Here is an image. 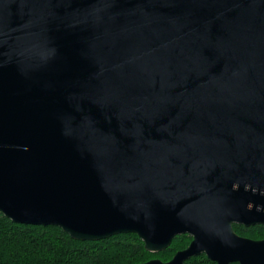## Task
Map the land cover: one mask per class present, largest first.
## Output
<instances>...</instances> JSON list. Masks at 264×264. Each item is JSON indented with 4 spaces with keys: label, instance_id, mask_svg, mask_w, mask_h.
I'll return each mask as SVG.
<instances>
[{
    "label": "water",
    "instance_id": "obj_1",
    "mask_svg": "<svg viewBox=\"0 0 264 264\" xmlns=\"http://www.w3.org/2000/svg\"><path fill=\"white\" fill-rule=\"evenodd\" d=\"M0 213L264 264V0H0Z\"/></svg>",
    "mask_w": 264,
    "mask_h": 264
},
{
    "label": "trees",
    "instance_id": "obj_2",
    "mask_svg": "<svg viewBox=\"0 0 264 264\" xmlns=\"http://www.w3.org/2000/svg\"><path fill=\"white\" fill-rule=\"evenodd\" d=\"M241 232L264 238V226ZM183 239L189 237H176L169 249L154 254L144 249L135 234L82 242L72 240L57 227L20 225L0 213V264H142L153 258H170L181 249Z\"/></svg>",
    "mask_w": 264,
    "mask_h": 264
},
{
    "label": "flooded vegetation",
    "instance_id": "obj_3",
    "mask_svg": "<svg viewBox=\"0 0 264 264\" xmlns=\"http://www.w3.org/2000/svg\"><path fill=\"white\" fill-rule=\"evenodd\" d=\"M260 226H264V225H261V224L246 225L244 223H236V222L231 224V228H232L233 232L238 237L249 239V240H263L264 238H253L250 235H245V232H241V230H243V229L244 230H251V229H255L256 227H260ZM179 236H187V237H189V240L183 239V243L180 244L181 249L176 250L170 258H168L166 260H161V259H158V260H161L162 262L170 261L177 252L185 250L189 246V244L191 243V241L193 239L192 235L185 233V234L175 236L173 238V240ZM173 240H172L170 246L168 248H166L164 251H166L167 249H169L172 246ZM164 251H161V252H164ZM161 252H158V253H161ZM158 253H154V254H158ZM202 257H204V258H202ZM183 264H217V263L208 259V257L204 253H201L197 256H191V257L187 258L186 260L183 261ZM230 264H237V263H230Z\"/></svg>",
    "mask_w": 264,
    "mask_h": 264
},
{
    "label": "rangeland",
    "instance_id": "obj_4",
    "mask_svg": "<svg viewBox=\"0 0 264 264\" xmlns=\"http://www.w3.org/2000/svg\"><path fill=\"white\" fill-rule=\"evenodd\" d=\"M153 259H158V258H153ZM150 260H152V259H150ZM149 261V260H148Z\"/></svg>",
    "mask_w": 264,
    "mask_h": 264
}]
</instances>
